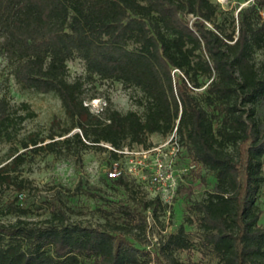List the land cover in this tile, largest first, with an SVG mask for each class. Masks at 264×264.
Segmentation results:
<instances>
[{"label":"trees","instance_id":"trees-1","mask_svg":"<svg viewBox=\"0 0 264 264\" xmlns=\"http://www.w3.org/2000/svg\"><path fill=\"white\" fill-rule=\"evenodd\" d=\"M221 12L211 0H0V55L10 74L23 89L56 93L70 120L46 136L22 138L23 151L0 165V192L12 182L19 193L25 186L15 171L26 151L55 152L74 143L117 158L102 142L120 149L145 144L154 132L174 131L185 140L192 167L213 178L196 201L192 181L178 183L191 230L181 224L152 249L138 246L129 231H145L148 211L160 205L157 196L123 192L109 199L124 225L106 228L70 221L61 196L44 195L43 219L0 220V264H186L175 251L191 247L190 234L216 264H264V208L256 204L264 184V0L240 7L229 20ZM75 57L86 78L139 91L142 111H89L84 80L68 78L67 61ZM11 122L0 98V132ZM104 178L126 184L122 175Z\"/></svg>","mask_w":264,"mask_h":264},{"label":"rangeland","instance_id":"rangeland-1","mask_svg":"<svg viewBox=\"0 0 264 264\" xmlns=\"http://www.w3.org/2000/svg\"><path fill=\"white\" fill-rule=\"evenodd\" d=\"M211 1L219 11H223L219 18L224 16L229 20L240 7L253 0ZM259 54L260 52L256 53V57ZM67 67L69 79L81 77L84 80L83 102L92 113L100 112L105 106L121 112L129 109L142 111L135 100L139 91L125 87L117 80L86 78L83 62L79 58L68 60ZM0 98H4L12 121L8 132H0V165L23 151L22 138L28 132L46 136L59 131L62 125L70 121L56 93L19 87L1 55ZM26 106L32 114L27 115ZM76 130L77 127L71 131ZM47 140L48 138L45 139ZM102 144L108 148L107 144ZM126 146L117 158H112L106 149H78L74 143L69 148H58L55 152L26 151L24 160L15 173L27 181H24L25 186L20 193L14 182L2 188L0 220L14 221L19 216L39 221L47 215L43 196L59 194L65 201V212L70 221L106 228L114 223L124 225L114 202L109 199H115L125 192L139 199L157 196L160 200L155 212L148 211L145 231L137 233L138 230L134 227L129 231L138 246L152 249L154 243L167 233L177 231L181 224L190 231L186 222L188 212L185 211L182 196L176 193L177 185L181 181H192L190 199H203L213 183L209 171L201 166L192 167L193 161L187 156L185 140L179 139L174 131L168 134L150 133L145 144L130 143ZM228 148L231 149V146ZM115 161L126 183L121 186H112L104 178L106 170ZM79 183L94 186L99 194L94 196L84 193ZM256 204L259 208H264V184L256 196ZM18 206L27 209V212L22 214L19 210L15 211ZM190 236L191 247L176 250V256L186 264H216L212 254L199 245L198 238Z\"/></svg>","mask_w":264,"mask_h":264},{"label":"built area","instance_id":"built-area-1","mask_svg":"<svg viewBox=\"0 0 264 264\" xmlns=\"http://www.w3.org/2000/svg\"><path fill=\"white\" fill-rule=\"evenodd\" d=\"M107 146H108V148H111V149L115 150L118 153V155L120 153H122L124 148H127V146H124L123 148L115 149L109 144H107ZM116 165H117V163L115 161V163L106 170L107 176H109V177H117V176H119L122 173L121 170L116 167Z\"/></svg>","mask_w":264,"mask_h":264}]
</instances>
